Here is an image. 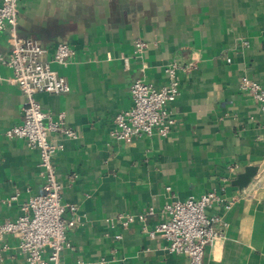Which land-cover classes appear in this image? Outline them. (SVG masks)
I'll return each mask as SVG.
<instances>
[{
	"label": "crops",
	"instance_id": "obj_1",
	"mask_svg": "<svg viewBox=\"0 0 264 264\" xmlns=\"http://www.w3.org/2000/svg\"><path fill=\"white\" fill-rule=\"evenodd\" d=\"M1 3V0H0ZM18 33L47 48L59 42L74 56L52 66L70 84L66 93L37 92L36 100L54 117L64 111L79 137L65 138L54 156L62 201L77 206L68 231L69 264H188L161 237L145 231L163 218L174 199L216 189L230 208L213 205L224 223L206 246L202 264H264V107L239 87L244 75L264 82V0H19ZM8 32L0 31L6 52ZM147 41L143 56L134 41ZM248 40V45L243 44ZM230 58V61L227 60ZM126 59V60H125ZM177 60L180 92L168 105L176 121L164 137L130 142L110 135L117 110L131 105L130 84L166 82L160 66ZM7 75L10 69L0 64ZM24 94L0 81V220L21 214L20 203L40 192L39 152L5 129L22 122ZM236 170L230 171L229 165ZM247 166H257L244 187L233 183ZM169 186L170 189L166 190ZM18 193L19 199L8 202ZM154 213L122 227L118 215ZM66 216H71L69 210ZM116 234H121L117 239ZM0 264H26L17 240L0 242Z\"/></svg>",
	"mask_w": 264,
	"mask_h": 264
},
{
	"label": "built area",
	"instance_id": "obj_2",
	"mask_svg": "<svg viewBox=\"0 0 264 264\" xmlns=\"http://www.w3.org/2000/svg\"><path fill=\"white\" fill-rule=\"evenodd\" d=\"M19 11V0H1L0 31L8 32L5 41L8 50H0V64L9 68L10 73L4 75L0 71V81L17 86L25 97L22 122L5 129L3 133L9 138L24 139L28 146L38 150L43 183L40 192L20 203L21 214L17 218L0 220V242L6 235L15 237L26 264H69L64 256L70 246L68 231L76 225L77 206L62 201V183L54 156L64 145L53 136L57 134L76 139L79 134L74 126L66 122L64 111L54 117L42 108L35 94H60L70 90L67 78L54 69L52 64L66 63L74 56L75 49L67 42H59L47 57V48L40 42L18 33ZM248 43V40H243L244 45ZM147 45V41L137 38L134 41L135 54L143 56ZM227 60L230 61V58ZM193 66L192 61L180 64L177 60L161 65L160 70L166 75V82L161 86L140 78L134 80L129 87L131 105L115 112L110 135L125 142L141 136H167L176 121L168 105L180 92L178 68L188 71ZM239 87L264 107V82L244 75L240 78ZM261 139L264 141V135ZM236 167L230 164L229 170L234 171ZM169 189L167 186L166 190ZM18 199V193H15L7 201ZM234 199L226 200L224 194L214 188L198 197L174 199L165 203L161 209L163 218L145 228V231L150 238L165 239L168 251L184 254L188 264H202L206 246L219 235L216 226L224 223L220 215L210 213L209 209L215 204L228 209ZM67 210L71 216H66ZM152 213L154 209L150 207L137 215L119 214L118 219L122 227L128 228L136 218L143 220L147 214ZM115 237L120 239L121 234ZM8 247V243L2 242L0 250ZM105 261V257H101L92 263Z\"/></svg>",
	"mask_w": 264,
	"mask_h": 264
},
{
	"label": "water",
	"instance_id": "obj_3",
	"mask_svg": "<svg viewBox=\"0 0 264 264\" xmlns=\"http://www.w3.org/2000/svg\"><path fill=\"white\" fill-rule=\"evenodd\" d=\"M257 166H247L244 171L240 172L233 183L239 188L246 186L255 175Z\"/></svg>",
	"mask_w": 264,
	"mask_h": 264
}]
</instances>
